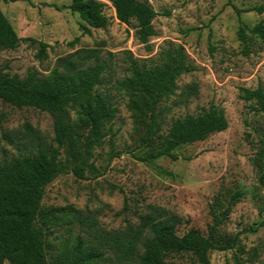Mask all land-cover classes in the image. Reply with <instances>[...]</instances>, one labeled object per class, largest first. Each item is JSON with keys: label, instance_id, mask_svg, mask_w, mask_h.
Returning <instances> with one entry per match:
<instances>
[{"label": "rangeland", "instance_id": "obj_1", "mask_svg": "<svg viewBox=\"0 0 264 264\" xmlns=\"http://www.w3.org/2000/svg\"><path fill=\"white\" fill-rule=\"evenodd\" d=\"M100 1L109 24L84 34L76 13L53 6L70 0H0L1 10L20 37L14 49L0 50V69L19 77L33 70L46 74L59 57L102 42L103 55L113 54L116 77L121 73L117 65L127 51L133 57L156 61L168 45H182L194 69L179 76L176 94L163 101L171 110L162 132L167 133L172 117L196 113L209 104L224 111L228 126L204 140L178 146L176 159L162 155L140 160L154 146L140 144L126 98L115 92L118 110L111 125L113 144L106 140L95 149L98 175L87 179L71 173L59 175L45 187L42 205L71 204L92 212L102 227L119 229L126 221H136L137 214L152 204L180 218L179 234L189 228L206 234L212 209H223L239 190L242 196L218 226L222 237H234L235 242L226 249L211 250L209 262L264 264V195L254 165L256 152L264 145V111L255 110L254 100L239 95L241 87L260 86L264 93V41L248 29L264 21V0H146L157 11L152 20L157 34L150 37V49L136 39L132 24L115 17L110 0ZM240 27L245 41L239 37ZM38 41L48 45L44 59L36 56ZM190 84L196 85L197 93L184 98L181 92ZM25 121L39 130V138L14 145L1 141L0 158L34 150L37 142H52V117L47 111L18 108L0 100V136L3 130L22 129ZM73 232L82 231L76 227ZM63 234L59 230L51 238L58 244ZM170 260L191 264L186 255Z\"/></svg>", "mask_w": 264, "mask_h": 264}, {"label": "trees", "instance_id": "obj_2", "mask_svg": "<svg viewBox=\"0 0 264 264\" xmlns=\"http://www.w3.org/2000/svg\"><path fill=\"white\" fill-rule=\"evenodd\" d=\"M110 1L115 17L132 24L136 39L150 49V37L157 34L152 24L157 11L146 0ZM53 6L76 13L84 34L109 24L100 0H70ZM248 29L264 41V21ZM238 33L245 41L242 27ZM19 40L0 8V50L14 49ZM38 45L36 56L46 58L47 43L38 41ZM115 64L113 54L104 56L102 42H95L59 57L46 74L33 70L19 77L0 69V100L18 108L47 111L53 129L51 143L37 142L34 150L0 158V264H175L171 258L185 255L191 264H210L211 250L234 244L235 238L222 237L218 226L242 196L239 190L230 195L223 209H212L206 234L196 228L179 234L180 218L152 204L137 214L136 221H126L119 229L102 227L92 212L71 204L42 205L45 187L59 175L71 173L80 179L98 175L95 149L106 140L110 146L113 144L111 125L118 110L115 92L126 98L140 144L154 146L140 160L162 155L176 159L178 146L204 140L227 128L224 111L209 104L196 113L172 117L167 133L162 132L165 115L171 110L163 101L176 94L179 76L194 69L182 45H168L156 61L133 57L127 51L117 65L121 73L116 77ZM196 93V85L190 84L181 95L187 98ZM239 95L243 100H254L255 110L264 111L260 86L241 87ZM21 128L3 130L0 144L26 143L40 136L39 130L27 121ZM254 165L264 195L263 144L256 152ZM76 227L82 232L74 233ZM59 230L65 234L56 244L51 236Z\"/></svg>", "mask_w": 264, "mask_h": 264}]
</instances>
